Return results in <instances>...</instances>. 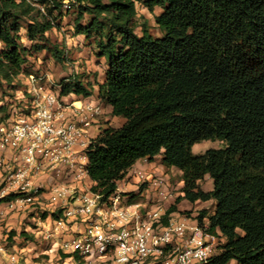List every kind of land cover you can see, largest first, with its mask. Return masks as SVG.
I'll return each instance as SVG.
<instances>
[{
    "label": "trees",
    "instance_id": "16d2710c",
    "mask_svg": "<svg viewBox=\"0 0 264 264\" xmlns=\"http://www.w3.org/2000/svg\"><path fill=\"white\" fill-rule=\"evenodd\" d=\"M137 3L162 10L155 17L162 37L138 24ZM42 5L66 8L63 0H0V89L26 75L21 20L29 18L32 42L52 29L33 16ZM73 7L76 34L95 37L96 57L106 61L99 100L125 121L102 130L86 149L92 191L110 197L138 161L161 156L184 183L168 215L183 201L214 202L213 213L197 220L207 218L208 233L225 241L205 264H264V0H73L67 9ZM86 15L93 16L89 25L82 23ZM60 85L62 97L94 93L77 78ZM11 106L7 97L0 103V123ZM203 141L224 147L193 154ZM206 176L211 191L201 187Z\"/></svg>",
    "mask_w": 264,
    "mask_h": 264
},
{
    "label": "built area",
    "instance_id": "2783aa9c",
    "mask_svg": "<svg viewBox=\"0 0 264 264\" xmlns=\"http://www.w3.org/2000/svg\"><path fill=\"white\" fill-rule=\"evenodd\" d=\"M71 2L63 0L66 8ZM44 79L29 75L19 104L0 123V202L14 196L1 204L41 205L46 193L48 205H67L46 240L72 264H205L216 255L218 238L205 223L168 215L177 193L167 175L134 167L126 177L138 180V194L117 188L105 198L92 191L86 149L101 107L68 103L61 86L48 88ZM53 177L58 181L47 187ZM3 216L0 209V225ZM18 262L0 241V264Z\"/></svg>",
    "mask_w": 264,
    "mask_h": 264
},
{
    "label": "rangeland",
    "instance_id": "374dc122",
    "mask_svg": "<svg viewBox=\"0 0 264 264\" xmlns=\"http://www.w3.org/2000/svg\"><path fill=\"white\" fill-rule=\"evenodd\" d=\"M66 3L69 0H64ZM41 13H33V16L39 22L52 23V29L46 33L45 39L42 41L32 42L28 38L27 27L29 18L25 17L21 20V44L28 49L25 65V74L18 76L11 85L3 84L0 89V103L8 101L17 105L20 101L21 92L28 87V76L35 75L36 77L44 76L42 85L48 88L56 89L61 83L68 81L70 78H77L85 85L91 84L94 88L93 96L90 98L77 97L75 95L65 96V101L81 102L93 101L100 105L102 113L97 119L96 127L93 130V136L97 137L102 130L106 128L118 129L123 125L121 118H116L112 115V109L102 103L98 97V84L103 83L106 73V61L96 57L97 46L96 38H86L83 35H77L75 32V21L78 15V9L68 10L63 8L60 10L46 9L43 5L36 6ZM45 8V10L43 9ZM138 24L141 26L146 23L150 33L155 38L162 37V32L156 24L155 17L162 14L161 9H156L151 13L142 3H137ZM52 12V14H51ZM93 20V16L86 15L82 21L83 25H89ZM139 36L143 35L142 27L136 29ZM57 55H60L58 58ZM5 113L0 112V120L4 118ZM224 147V143L220 141H203L192 147V152L195 155L204 154L209 149H219ZM161 165L162 157L158 156L153 160ZM147 164V161L144 163ZM145 170V166H141ZM159 175H167L170 182L176 189L177 199L180 197L182 188V178L176 170H167ZM203 190L211 191L213 189V181L209 176H206L201 182ZM134 194V193H133ZM177 199L175 204L177 205ZM172 205V206H174ZM188 205V204H186ZM171 206V207H172ZM60 205L51 209L35 210L19 220L18 224L9 225L5 228L2 240L7 247L9 253H14L19 256L18 264H72V261H65L61 256L59 248L54 242L46 240V236L50 231L52 214L59 211ZM64 210V209H63ZM214 211V203L207 202L196 213V218L202 212L209 214ZM193 211H183L182 216L193 217ZM15 231L16 237L10 239V233ZM26 233L27 237L22 236ZM221 244L220 240L216 241V247Z\"/></svg>",
    "mask_w": 264,
    "mask_h": 264
},
{
    "label": "crops",
    "instance_id": "0c3cea01",
    "mask_svg": "<svg viewBox=\"0 0 264 264\" xmlns=\"http://www.w3.org/2000/svg\"><path fill=\"white\" fill-rule=\"evenodd\" d=\"M123 120V119H122ZM98 122V121H97ZM124 120H123V124H124ZM156 159V158H155ZM147 161V164H144ZM141 166H145V169L148 171H153L157 174H162L165 171H169V170H176L179 174V176L182 177V173L176 169V168H167L165 167L162 163L161 165H159L158 163H155L154 161H148V160H140L138 161L132 168L134 167H141ZM131 168V169H132ZM58 181V178H50L48 179L46 186L48 187L49 185H51L53 182ZM90 186H93V182L90 180ZM137 182L138 180L136 178L130 179L128 176L125 177L122 181L118 182V190L120 192L123 193H134V194H138L140 192V190L138 189L139 187L137 186ZM182 184L183 181H182ZM206 191V190H205ZM49 195L44 193L42 196V200H43V204L41 203V205H33V206H23V205H7V204H1L0 205V209L4 212V222L0 225V239L2 240L3 234H4V230L5 228H8L9 225H15L19 223V220L23 219V217L35 210L38 209H53L54 207L58 206V205H48V199ZM214 203V202H212ZM188 204V205H186ZM206 203H202V202H196L195 204H192L188 201H183L181 202L178 206V212L173 213V215L175 216H182V212L183 211H193V217L195 218L197 215V211L199 209L202 208L203 205H205ZM62 209L66 208L67 205H60ZM203 223H205V225L209 226V222L208 219H204ZM222 243L225 241L223 238H218ZM3 242V241H2ZM4 243V242H3ZM231 264H236L235 261H233Z\"/></svg>",
    "mask_w": 264,
    "mask_h": 264
},
{
    "label": "bare ground",
    "instance_id": "6f19581e",
    "mask_svg": "<svg viewBox=\"0 0 264 264\" xmlns=\"http://www.w3.org/2000/svg\"><path fill=\"white\" fill-rule=\"evenodd\" d=\"M77 105L80 106V103L78 102Z\"/></svg>",
    "mask_w": 264,
    "mask_h": 264
}]
</instances>
